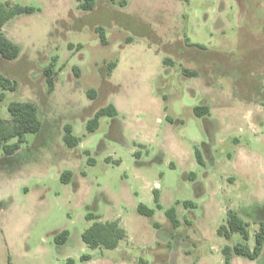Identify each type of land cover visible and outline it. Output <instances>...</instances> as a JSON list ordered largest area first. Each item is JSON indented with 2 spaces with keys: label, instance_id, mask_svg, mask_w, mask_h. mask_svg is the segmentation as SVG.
Returning <instances> with one entry per match:
<instances>
[{
  "label": "rangeland",
  "instance_id": "rangeland-1",
  "mask_svg": "<svg viewBox=\"0 0 264 264\" xmlns=\"http://www.w3.org/2000/svg\"><path fill=\"white\" fill-rule=\"evenodd\" d=\"M10 1L35 11L3 29L21 53L0 55V73L19 85L0 113L33 100L44 123L15 154L0 149V264H223L224 246L242 240L218 232L228 210L253 234L264 220V0H96L90 11L77 0ZM55 56L49 92L44 68ZM108 104L118 115L90 132ZM68 124L81 139L73 148ZM89 212L120 219L128 235L117 248L83 241ZM64 229L70 240L58 244Z\"/></svg>",
  "mask_w": 264,
  "mask_h": 264
},
{
  "label": "trees",
  "instance_id": "trees-1",
  "mask_svg": "<svg viewBox=\"0 0 264 264\" xmlns=\"http://www.w3.org/2000/svg\"><path fill=\"white\" fill-rule=\"evenodd\" d=\"M79 7L85 11L93 10L96 5V0H77ZM115 2L116 0H111ZM125 3V2H122ZM35 11L33 6L22 5L19 3H13L8 0L0 2V55L7 60H15L21 53V48L13 39H11L5 32V25L23 13H32ZM101 42L107 44V38L105 29L102 26L96 28ZM71 48L74 44H69ZM82 44H78L77 48L81 49ZM58 62V56L53 57L50 64L44 68V75L46 78L49 92L54 91L56 86V78L59 74V70L56 69ZM117 66L116 62H111L108 65V74ZM79 67L76 66L75 70L79 73ZM186 72L194 73L190 69H185ZM18 83L16 80L11 79L0 73V101L5 100L8 91H15L18 89ZM89 94L94 98L97 95L96 90H89ZM8 111L10 117H5L0 113V149L7 155L15 154L21 147L22 143L26 142V136L28 133L39 132L43 127V119L40 115L39 105L33 100H13L8 104ZM205 112H209V108L206 106H199L196 108L198 115H204ZM119 113L118 107L115 104H108L101 107L95 115L88 121L87 128L90 132L95 131L100 125V118L103 116L115 117ZM65 142L70 148L79 144L81 139L79 136L73 134V126L68 124L65 126ZM200 159V153H198ZM107 161H111V158H107ZM117 162H120L118 160ZM73 177V173L70 170H66L62 174L64 181H69ZM154 199L156 206L161 208L160 194L156 189L154 190ZM186 203V202H185ZM194 205L191 202H187L186 205ZM174 208L167 210V215L174 221ZM138 212L142 215L152 216L155 213V209L147 206L144 203L138 205ZM89 220H93V223L83 232V241L90 248H106L115 249L119 246L121 240L127 237V229L122 225L120 219L113 220H101L98 214L89 212L87 214ZM259 229L255 234L251 231V224L245 220L240 213L234 209H229L227 212V219L225 224L221 225L218 232L221 236L227 239L232 238L235 233L240 234L242 240L234 245L226 244L223 248L224 263L233 264L232 260L235 256H242L251 260H261V256L264 251V220H257ZM71 233L68 229H64L59 232L55 240L58 244H65L70 240ZM253 242V243H252ZM83 259H89L90 255H83ZM73 261L70 259L69 264Z\"/></svg>",
  "mask_w": 264,
  "mask_h": 264
},
{
  "label": "crops",
  "instance_id": "crops-1",
  "mask_svg": "<svg viewBox=\"0 0 264 264\" xmlns=\"http://www.w3.org/2000/svg\"><path fill=\"white\" fill-rule=\"evenodd\" d=\"M264 253V251H263ZM263 255V254H262ZM254 261H258V260H251L242 256H235L233 257L232 263L233 264H251Z\"/></svg>",
  "mask_w": 264,
  "mask_h": 264
}]
</instances>
